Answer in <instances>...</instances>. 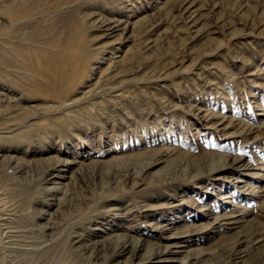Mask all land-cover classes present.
Returning <instances> with one entry per match:
<instances>
[{
  "label": "rangeland",
  "instance_id": "374dc122",
  "mask_svg": "<svg viewBox=\"0 0 264 264\" xmlns=\"http://www.w3.org/2000/svg\"><path fill=\"white\" fill-rule=\"evenodd\" d=\"M182 1L0 0V90L20 100L19 108L1 102L0 150L23 147L35 160L27 180L7 181L6 200L27 217L17 224L45 235L36 223L45 222L40 209L54 211L41 189L46 157L84 156L89 165L70 171L77 179L54 214L66 218L55 220L51 248L23 254L21 264H113L120 240L106 232L159 243L164 223L194 230L189 264H264V0H196L194 27ZM100 15L123 18L132 36L105 51L93 22ZM115 54L124 60L119 69L111 67ZM59 59L71 60L69 68L75 60L65 78L60 64L47 69ZM220 118L233 123L218 128ZM161 150L196 165L203 156L243 157L253 165L249 183L235 185L241 172L234 166L216 173L206 164L193 178L149 183L147 175L137 187L132 181L143 176L123 179L117 164L91 176L94 159ZM217 175L224 182L214 181ZM206 212L236 222L196 229L211 221ZM76 233L99 246L96 255L71 244Z\"/></svg>",
  "mask_w": 264,
  "mask_h": 264
},
{
  "label": "bare ground",
  "instance_id": "6f19581e",
  "mask_svg": "<svg viewBox=\"0 0 264 264\" xmlns=\"http://www.w3.org/2000/svg\"><path fill=\"white\" fill-rule=\"evenodd\" d=\"M195 4H196V0H183L180 4V7L186 13L187 19L192 22L193 27L199 21L194 9ZM93 22H94V28L99 31L98 36L100 40L103 41L102 45L105 51L106 50L110 51V49L113 50L115 48H118L117 46L122 44L124 41L128 40L134 32L131 30L130 23L126 22V20H124L123 18L100 15L96 17ZM71 25L74 26L75 24H71ZM71 30L74 31L75 29H71ZM73 40L74 39H72V41ZM67 49L68 48H66V51ZM69 55L68 57H70ZM61 57L62 56H60V59ZM112 57L114 58V60L112 59L111 67H113L114 69H119V67L124 62L123 57L117 54L113 55ZM60 59L55 60L54 63H51L50 68L48 66L47 69L52 70L53 67L56 68V64H58V66L60 64L61 68L59 67L58 69L62 70L61 75L65 78L67 74L66 72L69 71L68 68L71 66V62H69L71 60L66 59L65 61H63L62 59L63 62H60ZM74 61L72 63L73 65L71 68L74 67V63H75ZM95 67L97 66H94L93 68ZM71 68L69 69L71 70ZM59 73H58V78H56L57 80L59 79ZM118 74L119 73L116 72L110 76L111 77L115 75L117 76ZM3 101H6L8 104L14 105L16 108H19L20 106V100L18 96H10L8 95V92L4 90H0V106H1V102ZM206 116L207 119H209L210 121L213 118V114L212 115L206 114ZM232 123L230 121H227L225 118H220V120H218L215 123V125L218 126V128H225V127L227 128L231 126ZM243 130L246 129L243 128ZM161 151L162 152H160L158 155L154 156L153 154V157L152 155L151 156L147 155L143 158H138V159L132 157H124V156L115 159L113 158L108 161L102 159H94L91 161L92 169H90V173L93 178H96L97 175H99L98 177H101L102 168H104L106 165H108V167L110 168V165L117 164V166H121L122 168L121 173L123 179L124 178L128 179L127 177L132 174H135L137 176H143L142 179L140 180L132 181L131 183L132 186L137 187L145 184V178L147 177V175L151 176L150 179H148L150 181L149 183L175 177L178 174H181L180 176H186L192 174L190 175V178H193L194 176L199 175L198 172L203 170L204 165L206 164L208 165V168L213 169V172L217 171L216 173L220 172V169L222 168L225 169L224 168L225 166L226 167L234 166L235 169L237 168V170L241 172L239 176H236L234 178L235 185L238 187H243L244 185H247L249 183L248 176H250V173H248L247 170L249 168H252L253 165L251 166L250 164L245 162L243 157H236V156L226 157L225 156L226 154L223 156L219 155L217 157L203 156L201 163L200 164L197 163L196 165V162L198 160L195 159L192 161L190 159L186 160L180 156L172 158L173 154L171 152L169 151L164 152L163 150ZM26 152L27 150L23 149V147H17V146L16 148L12 147L8 150H2V149L0 150V259L2 260V264H21L22 260H20V258L23 254L24 255L28 254L33 256L38 253L37 252L38 249L45 247L44 251L46 250L48 251V249L51 248L50 247L51 245L48 244L47 240L52 241L53 239L54 240L56 239V236L59 232V230L57 231L56 219L62 218V220L60 221L61 224L63 219L66 218L64 217L63 214L55 218L54 214H58L57 212L60 210L63 196L66 195L69 191V187H68L69 181L72 179L74 180L77 179V175L74 173H70V171L75 166H77L76 170L79 169L78 171L79 173H81L85 167H89L88 163H86L84 156L82 157L79 156L77 157L74 155L60 156L58 154H55L45 158L46 165L42 167V171H41L43 172L41 179L42 180L41 189L44 194L45 200L47 201L46 204H48L49 207H54V211L52 212V211L40 209V214L45 219V222L42 224L36 223V225L42 226L41 228L45 230L44 231L45 235L44 237H41L42 238L41 239L37 237L38 236L37 234L39 232H37V234L35 235L36 230H34L33 228L27 227V225L17 224L18 223L17 221H21L23 219H26L27 217L26 215L22 214L23 212L20 213L16 211L13 204L9 203L6 200V194H8V191L11 188L10 187L11 185H9L8 184L9 182L7 181L15 177H21V176L26 180L28 179L30 168L35 160L25 158L27 156ZM118 162H121L122 164L120 165ZM10 169L13 170L12 171L13 173L9 171ZM218 175L221 176V174ZM218 175L216 176L214 181L216 182L219 181L217 183L220 184L224 182V180L220 179L221 177ZM121 181L122 180H120L119 177L116 176L114 177L113 182L115 183L116 186H121L122 185ZM223 197L229 198L230 196L225 195ZM119 209H121L119 214L122 215V208H118V210ZM123 214L126 215V212L123 211ZM205 216L210 217L211 221L196 226V229L197 228L207 229L210 227H216L219 224L236 222L234 220H231L233 216H229L227 215V213L223 215H211L210 213L206 212ZM149 224H155V219L154 222H150ZM174 224L175 223H164L159 225L160 229L163 231V236H162L163 241L159 243L150 242L146 239V237H142V236L137 237L129 233L120 235V233L118 234L115 229H110L109 232H106L108 237L112 238L114 236L116 237L118 236V239L120 240L119 243L113 249V252L111 253V259H112L111 261L115 260V263L113 264H121L122 262L124 264H173L174 262H178L180 264H189L192 257L188 252L189 251L188 239L194 230L189 229V227L180 229L178 227H175ZM71 244L79 248L84 247L85 251L90 252V254H95L96 249L99 248V246L96 245L94 246L93 242H87V239L81 233L74 234L73 242ZM52 246H54V244ZM17 257L18 260L16 262ZM124 259L125 261H123Z\"/></svg>",
  "mask_w": 264,
  "mask_h": 264
}]
</instances>
